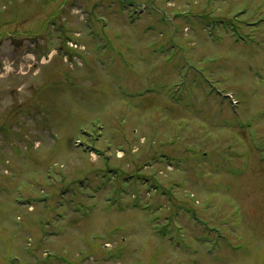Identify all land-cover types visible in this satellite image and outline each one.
Here are the masks:
<instances>
[{"label":"rangeland","instance_id":"1","mask_svg":"<svg viewBox=\"0 0 264 264\" xmlns=\"http://www.w3.org/2000/svg\"><path fill=\"white\" fill-rule=\"evenodd\" d=\"M0 264H264V0H0Z\"/></svg>","mask_w":264,"mask_h":264}]
</instances>
